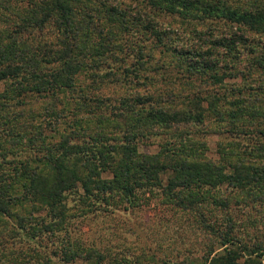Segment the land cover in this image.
I'll use <instances>...</instances> for the list:
<instances>
[{
	"label": "trees",
	"instance_id": "16d2710c",
	"mask_svg": "<svg viewBox=\"0 0 264 264\" xmlns=\"http://www.w3.org/2000/svg\"><path fill=\"white\" fill-rule=\"evenodd\" d=\"M28 1L27 7L15 10L0 0L1 18L10 23L12 18L14 24L9 30H0V82L3 83L0 91V223L10 220L15 226L13 229L20 231H25L31 224L34 232L29 234L35 236L39 229H52L58 217L66 216L68 193H78L83 204L92 200L108 202L114 193L131 202L136 196V188L148 182L160 184L159 175L167 169H171L172 174L167 177L162 193L171 197L178 190L176 194L181 193L178 203L184 206L187 201L193 205L192 201L198 199V204L220 205L228 211L232 208L235 211L241 205L247 208L246 205L256 202L264 207L261 191L264 174L247 164L246 157L229 164L231 171L228 172L225 165L198 156L190 149L193 136L173 138L168 147L161 145L157 154L140 153L136 147V137L143 134L144 129L170 130L182 124L196 126L211 114L219 121L228 119L233 128V123L245 116L253 123L256 117L264 116V111L247 98L260 94L264 79L259 78L254 87L244 82V89H239L238 93L246 92L239 97L246 98L247 103L243 104L232 94L215 91L193 92L178 107L171 105L173 99L165 102L151 94L135 93L131 102L124 105L126 110L118 111L113 116L115 120L111 119L113 128L126 126L120 137L113 139L99 127L93 129L94 135L91 134L93 122L98 120L97 123L102 124V120H109L104 114L93 113L95 106H90L95 104V99L100 102L94 94L98 87L77 85L84 69L92 82L116 74L120 65L111 66L99 75L100 66L110 64L111 58L116 63H128L118 74L136 72L141 67L144 48L153 50L158 46L168 51L174 63L182 67L186 80L199 76L207 77L210 84H220L230 76L231 73L221 70L231 67L227 63L228 56L234 54L238 43L246 42V32L264 34V0H142L143 9L122 6L118 0ZM160 13L177 15L188 21H208L212 24L205 28L210 32L201 33L193 28L188 39L179 37L181 34L159 21ZM48 28L53 30V37L41 35ZM214 30L218 32L214 33ZM35 31H39V38L23 35ZM146 41H152V45H147ZM253 46L249 45L252 62L243 73L244 81L264 72V42ZM219 48H224V52ZM94 67L97 72H92ZM74 92L77 95H70ZM27 96L44 104L43 113L55 118V125L65 120L66 128L53 130L54 142L39 137L41 133L16 128L14 122L20 123L29 104ZM203 102H206L205 106ZM70 116L72 119L67 120ZM132 116H136L135 120ZM242 128L243 133H247L245 127ZM252 129V134L259 139L256 142L260 146L258 149L264 150V129ZM228 133L231 137L233 130L229 129ZM230 144L233 143L227 141L220 145L224 149ZM106 169L111 170V178L107 180L101 175ZM135 172L136 180L133 178ZM140 176H144V183L137 180ZM222 185L227 186L228 192H239L244 196L238 193L227 196L222 202L213 196L202 199L188 193L190 188L206 187L214 191ZM29 201L33 203L31 206L38 203L40 208L45 207L46 215L35 216L31 211L29 216L23 213L22 209ZM252 207L255 208L249 205ZM263 220L257 223L253 219L249 226L255 225L258 230ZM201 221L209 231L217 232L215 226ZM235 233L233 227L226 229L221 235V250L212 256L206 255L203 264H264L262 240L255 241L252 246L246 242L241 245L242 237L237 235V238ZM84 253L89 256L87 251ZM80 254L78 251L71 255L63 252L62 256L68 260L70 256ZM182 262L186 264L187 260Z\"/></svg>",
	"mask_w": 264,
	"mask_h": 264
},
{
	"label": "rangeland",
	"instance_id": "374dc122",
	"mask_svg": "<svg viewBox=\"0 0 264 264\" xmlns=\"http://www.w3.org/2000/svg\"><path fill=\"white\" fill-rule=\"evenodd\" d=\"M1 1L6 5H11L15 10H21L29 3L28 0ZM118 1L122 6L131 8L143 9L144 6L142 0ZM2 13L3 10L0 8V30L3 28L9 30L10 27H14L13 19H10L12 23L5 21L7 19L1 18ZM158 19L161 23L171 27L175 33L181 34L179 37L185 39L191 37L190 31L192 33L193 28L204 33L207 31L205 26L212 24L208 21H188L180 16L166 13H160ZM218 23L213 24L217 25ZM209 32L207 31V33ZM217 32L214 30V33ZM23 35L28 38L30 36L39 38V31ZM41 35L53 37V30L45 29V33ZM245 37L246 42L238 43L239 49L236 47L233 51L234 54L228 56L227 63L231 64V67H225L221 71L231 74L225 77L220 84H210L206 81L209 80L207 77L199 76L186 80L187 78H183L185 71L174 63L171 54L168 51H163L161 46L155 47L153 50H149L148 47L144 48L140 69L130 74H118L117 72L122 71L128 63H116L112 58L108 60L110 64L105 63L104 66H100L99 75L102 76L111 66L112 68L120 66L116 69V74H110L103 80L98 81L100 78H96L97 82H92L89 73L84 69L79 75L77 85L86 84L90 87H98L94 94L100 101L95 99V104L100 105V108L95 104L90 106L91 108L95 106L93 113H101L105 118H109L108 121L107 119L102 120V124H98V120L93 122L91 134L94 135L95 130L93 129L99 127L107 137L112 139L120 137L121 131L126 126L124 125L123 129L113 128L111 119L115 120L113 116L118 111L126 110L123 109L124 105L127 104V101L131 102L129 100L135 93L151 94L155 99L160 98L165 102L173 99L171 105L178 107L184 104L187 96L193 92L201 90L202 93L206 91L211 93L215 91L219 94H232L233 98L238 97L241 104L247 103L248 100L250 103H254L259 110L264 111V85H262L263 88L259 91V95L254 94L247 100L239 98L246 93L241 90L242 92L238 94L239 89H244L242 85L254 87L258 84V80L264 79V72H262L260 76L258 74V76L248 77L249 79L244 81L243 73H246L252 62L248 50L249 45H261L264 42V34L248 30ZM194 41L196 40L194 39ZM146 43L152 45V41H146ZM219 49L224 52V48ZM257 49L256 51L259 53ZM132 59L133 57L129 61ZM92 72H97V69L92 68ZM244 82L246 83L244 84ZM2 89L3 83L0 82V91ZM246 90L250 91L248 88ZM70 95H77V93L74 92ZM31 99L33 96H27L29 104L25 108L20 125L18 122H14L17 125L16 128L19 131L26 129V132L32 130L38 134L41 133L39 137L43 136L45 141L53 140L52 142H54L53 130L60 127L66 128L65 120H62L60 125H55V118L43 113L44 104L36 103ZM203 103L205 106L206 102ZM214 115L206 116L203 123L196 126L182 124L170 130L144 129L143 134L136 137L137 151L157 154L163 145L166 147L170 145L171 139H187L193 136L190 149H194L196 155H203L221 166L225 165L228 172L231 171L229 164L236 162L241 157H246L247 164L256 167L261 171V174H264V150L258 149L260 146L256 142L259 139L252 134L254 127L264 129V116L256 117L253 123L248 122L245 116L233 123L235 125L233 128L232 124H228V119L219 121ZM135 118L136 116H132L133 120ZM71 119V116L67 117V120ZM242 127H245L247 133H243ZM229 129L233 130L231 137L228 133ZM85 130L90 133L89 129ZM227 141H231L233 144L222 149L220 144ZM136 174L137 172L133 175L135 180ZM171 174V169H167L163 175H159L162 179L160 184L148 182V184L136 188V196L134 199L132 197L131 202L114 193L108 202L92 200L83 204L79 201L78 193L70 192L65 199L68 208L66 216L58 217L57 224L52 229H39L35 236L29 234L34 232L31 224L27 225L25 231H20L13 229L14 224L10 220L7 223H0V264H173L174 262L181 264L183 259L187 260L186 264H203L206 255L210 253L212 256L213 253L221 250V235L230 227L236 230V237L237 235L242 237L241 245L246 242L247 245L252 246L255 241L262 240L264 246V237L261 236L264 234V220L258 230L255 229L257 228L255 225L249 226V221L254 219L259 223L264 218L262 205L258 202L250 203L246 205L247 208L241 205L236 207L235 211L233 208L228 211L220 205L204 206L203 202L198 204L197 199L196 202L192 201L193 205L187 201L184 206L178 203L181 196V193L176 194L178 190H175V194L171 197H166L162 193L163 186L167 184V177ZM101 175L106 180L110 179L111 170L106 169ZM137 180L140 183L145 182L144 176L138 177ZM225 185L214 191L206 187L190 188L188 193L202 197V199L206 196H213L214 199L224 202L227 196L231 197L239 193L228 192ZM79 191L82 192L80 188ZM261 191L264 195V189ZM239 194L241 197L244 196V194ZM25 205L27 207L22 211L28 216L30 211L35 216L46 215V208H40L38 203L31 206L33 203L29 201ZM249 205H254L255 208H249ZM201 219L215 226L217 232L209 231ZM32 220L30 221L33 223ZM255 234L257 236H254ZM75 251L81 254L70 256L68 260L63 259V252L71 255ZM86 251L89 254L88 257L85 256L87 255L84 253ZM254 259L257 261L256 257ZM262 259L264 260V255Z\"/></svg>",
	"mask_w": 264,
	"mask_h": 264
}]
</instances>
